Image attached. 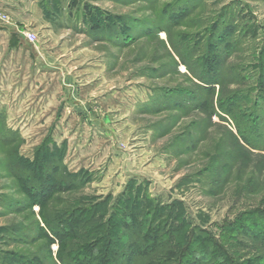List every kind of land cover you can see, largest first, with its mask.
<instances>
[{"label":"rangeland","instance_id":"374dc122","mask_svg":"<svg viewBox=\"0 0 264 264\" xmlns=\"http://www.w3.org/2000/svg\"><path fill=\"white\" fill-rule=\"evenodd\" d=\"M11 6L38 40L21 33L11 49L0 31V264L59 263L14 169L45 140L90 174L62 200L107 203L133 177L156 202L180 200L187 221H208L236 262L255 255L240 243L256 245L243 231L264 225V0H36L41 17L26 0ZM212 53L215 109L202 81Z\"/></svg>","mask_w":264,"mask_h":264},{"label":"trees","instance_id":"16d2710c","mask_svg":"<svg viewBox=\"0 0 264 264\" xmlns=\"http://www.w3.org/2000/svg\"><path fill=\"white\" fill-rule=\"evenodd\" d=\"M14 38L12 34V44ZM211 55L210 77L202 81L211 97L206 104L215 109L212 99L215 84L222 85V79L217 76L219 67L215 66L221 60L220 56ZM229 100L222 98L219 102L226 112L235 106L238 96ZM47 143L45 140L38 147L33 160L17 153L14 169L29 206L41 208L44 226L37 224L38 229L49 244L55 240L59 243L58 264H264V225L253 223L244 229L243 234L256 245L240 243V246L254 247L256 254L238 263L226 246L210 237L208 221L202 220L204 224L187 221L180 200L156 202L147 193L143 194L141 187H132L133 177L107 203L62 200V193L78 189V183L86 182L90 174L84 169L70 171L64 163V149H50ZM54 201L58 204L47 215L45 210ZM189 248L193 252L185 256ZM28 264L46 263L35 259Z\"/></svg>","mask_w":264,"mask_h":264},{"label":"crops","instance_id":"0c3cea01","mask_svg":"<svg viewBox=\"0 0 264 264\" xmlns=\"http://www.w3.org/2000/svg\"><path fill=\"white\" fill-rule=\"evenodd\" d=\"M26 1L28 2V5L31 6L30 9L32 11L37 10L36 9L37 7L35 6V1L36 0H26ZM6 2L10 3V4H8L9 6L7 5ZM12 2L15 3V0H0V13L7 14V16L10 18V20L8 19L6 22L5 21H0V31H2L4 29H7L9 32L12 31L11 34H14L15 37H18V38L20 37L19 34H21L23 29H25V28H30L33 31H35L33 29L34 25L32 23L26 22V21H18V18H19L20 15L16 12L17 9L15 10L14 8H12V6H11ZM18 7H19V5H18ZM39 15L41 17L42 13L38 9L37 12H36V17H38ZM20 43H21L20 41H15L13 44H12V42H10L9 45H10L11 49H17L18 47H20L19 46ZM65 86H66V89L68 91L74 89L72 84L65 83Z\"/></svg>","mask_w":264,"mask_h":264},{"label":"built area","instance_id":"2783aa9c","mask_svg":"<svg viewBox=\"0 0 264 264\" xmlns=\"http://www.w3.org/2000/svg\"><path fill=\"white\" fill-rule=\"evenodd\" d=\"M2 18H7V16L3 15ZM22 35H24L30 43H35L38 40L37 33L30 28L23 29Z\"/></svg>","mask_w":264,"mask_h":264}]
</instances>
